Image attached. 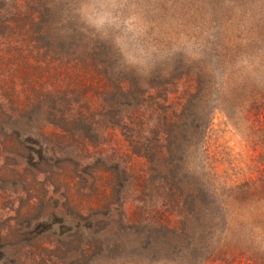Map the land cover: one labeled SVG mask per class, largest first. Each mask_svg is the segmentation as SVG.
Segmentation results:
<instances>
[{
	"label": "trees",
	"instance_id": "obj_1",
	"mask_svg": "<svg viewBox=\"0 0 264 264\" xmlns=\"http://www.w3.org/2000/svg\"><path fill=\"white\" fill-rule=\"evenodd\" d=\"M201 2L220 6L207 25L236 28L263 54L264 0ZM103 35L58 1L0 0V156L16 163L14 177L17 161H42L46 180L64 190L54 211L71 222L68 238L82 245L81 223L102 227L88 234L91 242L113 230L129 234L142 252L135 264L196 259L190 242L204 224L213 231L210 250L216 227L227 232L235 221L264 239V176L260 185L220 187L209 151L212 111L226 85L184 55L131 64Z\"/></svg>",
	"mask_w": 264,
	"mask_h": 264
},
{
	"label": "rangeland",
	"instance_id": "obj_2",
	"mask_svg": "<svg viewBox=\"0 0 264 264\" xmlns=\"http://www.w3.org/2000/svg\"><path fill=\"white\" fill-rule=\"evenodd\" d=\"M52 1H58L66 12L79 16L87 31L113 36L131 64L147 67L152 60L161 61L169 54L201 61L217 83L226 85L222 99L215 104L217 109L212 111L207 133L209 151L218 168V185L261 184L264 51L259 52L256 39L246 41L243 35L236 34V28L223 30L207 25L211 16L219 13L220 6L208 9L201 0ZM258 20L259 26L264 17ZM142 42L149 44L141 45ZM152 43L161 51H156ZM231 83L230 96L226 87ZM40 162L17 161L16 169L21 174L14 177L11 170L16 163L0 156V264H135L142 252L129 234L113 230L91 242L89 235L102 227L87 230L81 223L79 230L85 232L79 239L82 245L75 243L76 238H68L74 233L71 222H64L59 212L54 211L63 204L64 190L61 185L46 180L45 166ZM203 226H195L197 232L192 234L194 241L190 242V248L198 255L196 259L188 256L184 264H264V239L256 236L257 229L240 226L235 221L226 232L218 225L212 238L217 247L210 250L206 244L213 231L206 224ZM201 229L209 230L202 233ZM85 246L94 249L89 251ZM83 251L86 254L80 257ZM162 252L170 254L169 250ZM209 257L212 262H206ZM144 262L136 264H167Z\"/></svg>",
	"mask_w": 264,
	"mask_h": 264
}]
</instances>
